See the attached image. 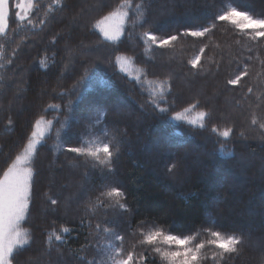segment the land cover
I'll use <instances>...</instances> for the list:
<instances>
[{"label": "trees", "instance_id": "trees-1", "mask_svg": "<svg viewBox=\"0 0 264 264\" xmlns=\"http://www.w3.org/2000/svg\"><path fill=\"white\" fill-rule=\"evenodd\" d=\"M60 3L63 7L56 0H33L39 11L30 18L45 23L32 27L12 18L7 34H0V178L23 154L36 121L46 125L29 163L32 217L20 225L30 243L13 264H110L105 257L111 249L103 241L116 243L114 235L102 234L97 241L89 218L124 235L125 248H138L141 233L155 230L200 233V240L211 238L203 235L208 230L220 231L241 239L237 252L206 245L201 264H264V130L251 123L261 115L256 107L261 89L247 93L243 87L246 81L264 83V40L219 20L205 37L182 36L163 49L143 40L144 31L167 36L208 26L233 7L264 19V0ZM113 12L128 13L115 41L96 27ZM198 55L193 68L190 61ZM235 61L258 75L227 85L238 70ZM85 69L88 74L77 85ZM169 83L176 111L189 109L183 120L153 107V101L167 107L159 89L163 84L167 92ZM74 87L78 99L65 95ZM201 112L207 113L202 119ZM227 129L230 135L224 137ZM105 143L114 153L119 148L110 164L97 166L91 157L66 151ZM113 188L124 195L109 197ZM65 227L71 231L63 233L61 244L54 237ZM143 255L145 264H169L160 253Z\"/></svg>", "mask_w": 264, "mask_h": 264}, {"label": "snow or ice", "instance_id": "snow-or-ice-1", "mask_svg": "<svg viewBox=\"0 0 264 264\" xmlns=\"http://www.w3.org/2000/svg\"><path fill=\"white\" fill-rule=\"evenodd\" d=\"M57 6L63 7L60 0H56ZM39 9H34L32 0H27L26 3L18 2L15 4V10H13L10 0H0V34H7L9 30L10 19L23 23L27 22V25L35 27L37 23L43 25L44 20L30 18L38 12ZM128 13L113 12L108 16H105L102 20H99L96 27L99 28L100 33L103 34L106 40L115 41L119 38L122 32V25L124 18L127 17ZM114 19L118 20V23L109 25V21ZM221 22L230 21L234 25H238L242 29H251L252 40H264V19H254L247 12L238 11L235 7L226 10L213 17L212 22L205 27L199 29H186L183 32L177 34H171L167 36H157L152 31L143 32V40L146 44L156 46L159 48H166L171 46L180 37H205L206 34H210L216 27L215 21ZM110 30L113 34H109ZM201 53L204 51L200 49ZM3 54V49L0 48V55ZM15 51H13V56ZM251 60V57L248 58ZM8 63H12L9 60ZM193 68L200 63V56H196L190 61ZM237 66V72L232 78L226 80L227 85H240L244 77H249L251 80L253 75L258 73H252L249 71L247 65H241L239 61H235ZM261 68L264 69V61H261ZM88 74V70L85 69V74L80 77L77 81L79 85L80 81L85 78ZM244 89L247 93H254L255 88L261 89V94L256 98V107L260 110L261 115L257 118L254 117L251 120L253 125H257L260 130H264V83L259 81L249 86V82H245ZM171 84L169 83L167 92H165V86L162 84L159 89V95L161 100L167 107H161L159 103L153 101V107L158 109L160 113L171 114L175 113L174 119L183 120L185 119V113L189 111L188 108L183 111H176L175 102L170 100ZM66 96H75L79 98V89L74 87L71 90L65 92ZM72 99L68 100L69 111L71 110ZM207 115V113L201 112V119ZM190 123H196V121H189ZM7 123L10 126L13 121L11 117L7 118ZM41 120L36 121V127L39 128ZM50 123V122H49ZM204 125L201 123L200 127ZM215 131V129H213ZM230 129L223 131L222 135L228 137L230 135ZM37 132H32V139L27 143L26 148L22 155H18L15 161L4 171L2 178H0V264H13V261L17 259L20 250L24 249L25 245L30 243V238L27 232L21 230V222L25 220L29 205L33 200V184H34V172L32 167L25 166L30 163L31 157L36 150L37 144ZM261 139L264 140V131H261ZM69 153H75L81 157H91L93 160L99 162V164H110L114 155L119 154V148L114 153L110 144L105 143L100 147H68L66 149ZM103 157L106 159L102 158ZM109 171H114V168H109ZM109 197H122L124 193L119 188H113L107 193ZM51 205L55 206L58 204L56 199L50 200ZM106 221L98 222L93 224L92 219H88L87 227L94 229L95 237L99 241L102 234L114 235L116 243L109 245L108 247L114 251L115 256L112 264H145L147 257L143 255L144 252H155L160 253L162 257L169 262V264H201V261L205 258L204 250L207 246L221 250L223 253H235L237 252V245L241 244V239L235 235L222 236L220 231L208 230L203 235L210 236V239L200 240L198 237L200 233L196 235H172L167 234L163 230L150 231L146 234L141 233L142 239L139 242L138 248H125V236L119 233H114L109 229L103 228L102 223ZM85 219H80V224L83 225ZM71 230L67 227L62 229V233L55 235L54 239L60 241L63 244L64 237L63 233H68ZM91 236L92 234L89 233ZM53 240L52 236L48 237V244L51 245ZM161 244L175 246V250L162 251ZM147 246V247H145ZM103 251V250H101ZM219 254V253H217ZM94 264V262H89ZM103 264V261H101ZM148 264H155V261H150Z\"/></svg>", "mask_w": 264, "mask_h": 264}, {"label": "rangeland", "instance_id": "rangeland-1", "mask_svg": "<svg viewBox=\"0 0 264 264\" xmlns=\"http://www.w3.org/2000/svg\"><path fill=\"white\" fill-rule=\"evenodd\" d=\"M12 1H16V3L18 2V0H10L11 5H12ZM19 2H21V3H26L27 0H19ZM16 3H15V4H16ZM32 3H33V0H32ZM116 23H118V20H116V19H114L113 21H109V22H108L109 25H114V24H116ZM123 24H124V21H123ZM122 27H123V25H122ZM109 34H110V35L113 34L111 30H110V33H109ZM45 130H46V125H44L43 123L40 124L39 128L36 127L35 132L38 133V135H37V137H36V140L38 141L37 144H36V147H37V145H38V143H39L41 137L43 136ZM52 164L54 165V162H53ZM25 166H28V167H29V163L26 164ZM68 166L71 167V166H72V163H68ZM1 178H2V177H1ZM33 208H34V206H33ZM32 212H33V211H32ZM32 212H31V210H30V211L28 210V214H27V215H29V216H30V214L32 215ZM31 217H32V216H30V218H31ZM20 228H21V227H20ZM21 230H22V229H21ZM22 231H23V230H22ZM103 244H106V245L109 246V245H113L114 242H112V241H103ZM108 248H109V247H108ZM107 256H108V257H105V259H108V258H109V259H110V264H112L113 258H114V256H115L114 251L111 250V251L107 252Z\"/></svg>", "mask_w": 264, "mask_h": 264}]
</instances>
